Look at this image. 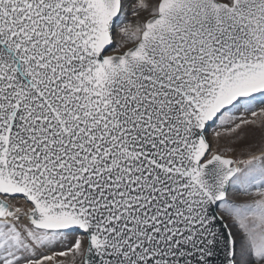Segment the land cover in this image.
Instances as JSON below:
<instances>
[{"label":"snow or ice","instance_id":"snow-or-ice-1","mask_svg":"<svg viewBox=\"0 0 264 264\" xmlns=\"http://www.w3.org/2000/svg\"><path fill=\"white\" fill-rule=\"evenodd\" d=\"M0 264H264V0H0Z\"/></svg>","mask_w":264,"mask_h":264}]
</instances>
